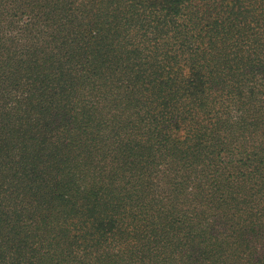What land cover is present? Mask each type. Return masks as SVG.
Wrapping results in <instances>:
<instances>
[{
	"label": "trees",
	"instance_id": "trees-1",
	"mask_svg": "<svg viewBox=\"0 0 264 264\" xmlns=\"http://www.w3.org/2000/svg\"><path fill=\"white\" fill-rule=\"evenodd\" d=\"M0 264H264V0H0Z\"/></svg>",
	"mask_w": 264,
	"mask_h": 264
}]
</instances>
